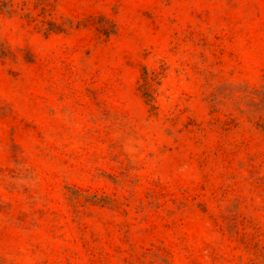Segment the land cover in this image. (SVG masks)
<instances>
[{
  "label": "rangeland",
  "instance_id": "374dc122",
  "mask_svg": "<svg viewBox=\"0 0 264 264\" xmlns=\"http://www.w3.org/2000/svg\"><path fill=\"white\" fill-rule=\"evenodd\" d=\"M0 264H264V0H0Z\"/></svg>",
  "mask_w": 264,
  "mask_h": 264
}]
</instances>
